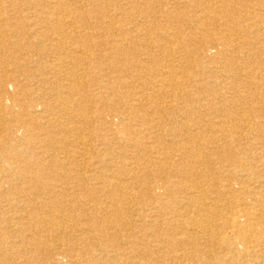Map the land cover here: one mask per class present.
<instances>
[{
	"label": "bare ground",
	"instance_id": "bare-ground-1",
	"mask_svg": "<svg viewBox=\"0 0 264 264\" xmlns=\"http://www.w3.org/2000/svg\"><path fill=\"white\" fill-rule=\"evenodd\" d=\"M0 264H264V0H0Z\"/></svg>",
	"mask_w": 264,
	"mask_h": 264
}]
</instances>
